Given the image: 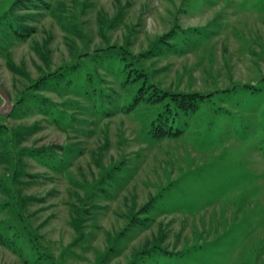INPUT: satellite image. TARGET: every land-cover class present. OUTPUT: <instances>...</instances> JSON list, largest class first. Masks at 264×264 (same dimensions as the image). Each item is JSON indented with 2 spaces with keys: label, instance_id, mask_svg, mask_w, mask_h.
Wrapping results in <instances>:
<instances>
[{
  "label": "rangeland",
  "instance_id": "obj_1",
  "mask_svg": "<svg viewBox=\"0 0 264 264\" xmlns=\"http://www.w3.org/2000/svg\"><path fill=\"white\" fill-rule=\"evenodd\" d=\"M33 1L0 30V264H264V0ZM127 64L196 108L128 110Z\"/></svg>",
  "mask_w": 264,
  "mask_h": 264
},
{
  "label": "trees",
  "instance_id": "obj_2",
  "mask_svg": "<svg viewBox=\"0 0 264 264\" xmlns=\"http://www.w3.org/2000/svg\"><path fill=\"white\" fill-rule=\"evenodd\" d=\"M12 1L14 4L12 6L13 8L0 16V30L2 28H5L11 33L12 37L22 40V38H25V36H26L24 31L26 30L27 26L23 23V17L17 15V12L20 8L32 9L35 6L34 4H36V2L33 0H12ZM29 2H33V3H29ZM5 34H9V33L7 32ZM122 50H123V48H122ZM124 75H129L127 80H131L133 83H138V81L141 80L138 77L139 76L138 75V69H136L134 66L130 67V66H128V64L125 65ZM140 78H143L141 80L142 82L138 85V89H137L135 95L133 96V98H131L132 100L129 103L128 110H131L134 106H137L140 103L148 102L150 104L162 105L163 111L159 112V115L157 116V118L161 115L163 117H166V113H167L166 111L168 109H170L169 106L174 104L175 109H171L172 111L169 112V115L171 116V119L173 121L174 120L173 118H175L178 115L177 112L184 111L185 113H188V111H192L194 108H196V105H194L190 101V100L194 101V99H192V98H194V97H192L193 94H186L185 95L182 93H176V92H172L169 90H162V88L160 89L157 86V84L155 85L152 82L150 77L142 75ZM44 82H45V80L43 79L40 83L43 84ZM170 100H172V101H170ZM177 109H178V111H176ZM3 116L4 115H0L1 118ZM4 117H7V115H5ZM163 120L165 121V119H163ZM155 122L161 123L162 121L157 119ZM156 128H157L156 135H158L159 137H165V136H169V135H178V132L180 133V131H181V130L175 131V129L172 128L171 125L164 124V122L162 124H157ZM176 130H177V128H176ZM8 186H10V184H7V185H6V183H4L3 185L0 184V188L8 187ZM3 204L6 205L9 203L5 202ZM18 204H20V202L16 203L15 205H18ZM15 205L14 204L12 205V207H13L12 213L19 216L17 212H20V211L16 210L17 206H15ZM19 219L22 220L21 218H19ZM25 225H26L25 228L28 229L29 225H27V224H25ZM26 234L29 237L28 241L31 244L32 249H34L35 251H39V248H38L39 246L37 245L38 242H37L36 238L34 237L36 235V233H34V231L30 229L27 231Z\"/></svg>",
  "mask_w": 264,
  "mask_h": 264
},
{
  "label": "water",
  "instance_id": "obj_3",
  "mask_svg": "<svg viewBox=\"0 0 264 264\" xmlns=\"http://www.w3.org/2000/svg\"><path fill=\"white\" fill-rule=\"evenodd\" d=\"M0 97L4 100V104H2V106L0 107V115H9L14 109V104H12L13 102L11 97L1 84Z\"/></svg>",
  "mask_w": 264,
  "mask_h": 264
}]
</instances>
